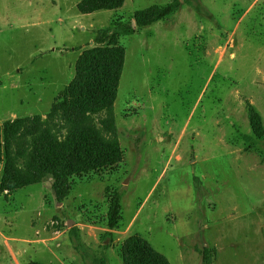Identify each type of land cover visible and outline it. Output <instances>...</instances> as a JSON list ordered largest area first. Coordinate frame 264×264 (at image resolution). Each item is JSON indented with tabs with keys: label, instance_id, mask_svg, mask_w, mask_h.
I'll return each instance as SVG.
<instances>
[{
	"label": "rangeland",
	"instance_id": "1",
	"mask_svg": "<svg viewBox=\"0 0 264 264\" xmlns=\"http://www.w3.org/2000/svg\"><path fill=\"white\" fill-rule=\"evenodd\" d=\"M79 1L0 0V124L45 116L109 28L125 48L121 160L61 193L47 181L8 192L1 165L0 264H124L132 235L170 264H264V134L249 120L252 105L264 126V0H126L88 14ZM173 2L133 34L115 29Z\"/></svg>",
	"mask_w": 264,
	"mask_h": 264
},
{
	"label": "trees",
	"instance_id": "2",
	"mask_svg": "<svg viewBox=\"0 0 264 264\" xmlns=\"http://www.w3.org/2000/svg\"><path fill=\"white\" fill-rule=\"evenodd\" d=\"M126 0H80L82 14L121 7ZM178 2L151 5L137 10L134 21L145 27L176 11ZM133 21L115 29L133 34ZM105 28L96 37L98 45L85 49L76 62L75 77L45 115L15 117L0 124L1 187L14 192L24 186L49 182L55 193L68 187L70 177L112 166L121 160L113 106L125 61V48L112 41ZM112 34V35H111ZM105 112L99 119L94 116ZM249 120L258 137L264 126L259 112L249 105ZM120 196L115 193L108 211L109 227L117 225ZM124 264H170L166 255L147 239L129 236L122 248ZM40 264V263H32Z\"/></svg>",
	"mask_w": 264,
	"mask_h": 264
},
{
	"label": "water",
	"instance_id": "3",
	"mask_svg": "<svg viewBox=\"0 0 264 264\" xmlns=\"http://www.w3.org/2000/svg\"><path fill=\"white\" fill-rule=\"evenodd\" d=\"M132 24H133V26H135V25H136V24H135V21H133Z\"/></svg>",
	"mask_w": 264,
	"mask_h": 264
}]
</instances>
